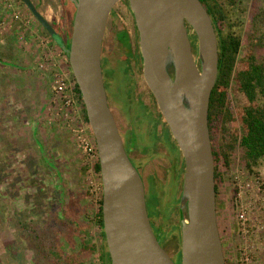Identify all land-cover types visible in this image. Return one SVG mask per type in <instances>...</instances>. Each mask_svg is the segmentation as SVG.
Instances as JSON below:
<instances>
[{"label":"rangeland","instance_id":"obj_1","mask_svg":"<svg viewBox=\"0 0 264 264\" xmlns=\"http://www.w3.org/2000/svg\"><path fill=\"white\" fill-rule=\"evenodd\" d=\"M63 1L74 19V6ZM42 4L45 17L60 19L63 12L59 0H45ZM241 15L234 10V18ZM62 21L60 27L64 26ZM33 23L38 24L37 19L21 0H0V264H102L103 239L96 213L103 186L101 173L94 168L98 156L84 151L73 129H85L94 148L95 137L88 122L69 124L55 111L54 69L69 74L72 70L67 57L49 37V48H44L39 28ZM121 30H128L132 46L137 48L134 17L123 1L116 5L105 37L106 89L122 131L127 134L133 127L134 138L139 141L134 152L139 161L135 164L141 170L147 192L152 191L154 182L157 185L161 214L155 221L163 227L165 239L172 238L169 250L174 254L183 241L177 205L184 178L180 176L181 155L175 159L177 155L170 151L168 146L173 147L166 143L165 136L155 140L156 131L160 134V130L151 128L150 117L142 118L145 110L141 104L133 105L138 110L133 107L132 115L124 110L127 99L136 93L148 102V89L142 72L135 66L137 60L128 50L130 42L124 48L120 43L122 35H118L119 40L116 37ZM136 78L138 81L134 82ZM38 108H42L40 113ZM131 116L136 120L132 121ZM125 146L130 151L131 146ZM231 175V186H222L228 211L218 213V220L227 264H241L236 260L239 254L235 255L239 239L238 183L264 181V167L259 173L250 174L238 150ZM260 197L254 191L246 195L253 207L251 221L258 227L255 230H260L250 243L257 250L256 261L264 264V202H259ZM25 225H32L43 240H38L35 231L29 232Z\"/></svg>","mask_w":264,"mask_h":264},{"label":"water","instance_id":"obj_2","mask_svg":"<svg viewBox=\"0 0 264 264\" xmlns=\"http://www.w3.org/2000/svg\"><path fill=\"white\" fill-rule=\"evenodd\" d=\"M21 1L69 53L100 161L103 229L111 264H177L154 231L143 175L126 150L106 89L105 37L112 10L122 0H71L76 13L69 46L32 0ZM128 1L139 33L145 81L185 160L179 204L182 264H227L209 128L219 74L213 19L201 0Z\"/></svg>","mask_w":264,"mask_h":264},{"label":"trees","instance_id":"obj_3","mask_svg":"<svg viewBox=\"0 0 264 264\" xmlns=\"http://www.w3.org/2000/svg\"><path fill=\"white\" fill-rule=\"evenodd\" d=\"M62 2L66 6V12H69L67 5L63 0ZM67 2L73 5L69 0H66ZM201 2L213 19L219 46V74L211 96L209 128L215 157L217 212L223 214L227 213L228 209L226 196L222 193V186H231V172L237 163L238 150L240 151L241 162L250 174L259 173L260 169L264 167V0H201ZM127 3L129 4L128 0ZM235 9L239 10L242 14L240 18H234ZM70 16H72L71 13ZM63 20V33L59 29H55L63 36L66 45L69 46L72 32L69 35L68 28L70 24L67 22V17H64ZM73 23L71 22L72 27ZM42 26L40 24V27ZM72 27H70L71 31L73 30ZM42 29L43 35L49 37L57 44L64 56L67 57L68 66L71 67L68 58L69 53L56 43L44 27ZM118 35H122L123 37L120 43H122L124 48L130 42L128 50L137 60V62L135 61L137 68L142 72V55L139 44H137L135 50L132 46V38L128 30L118 31L116 33L117 39ZM192 38L194 46L197 48V39L194 35ZM104 50L105 48L103 52ZM1 59L3 58L1 57ZM46 62H49V60H46ZM128 64L130 65V62ZM71 76L75 80L72 73ZM133 87L134 94L135 84ZM74 88V93L83 109V118L89 123L81 91L77 83ZM134 99L135 94L132 100L134 101ZM156 130L155 127L154 131ZM166 130L168 131L169 128L166 127ZM155 136L157 137L156 134ZM134 137L136 138L135 133L130 132L128 134V144L131 148L137 149L139 148V141ZM166 138L169 140L170 137L167 135ZM173 144H171L173 148L171 149L169 146V149L177 155L176 159H178L181 151H179L177 143L173 142ZM94 168L98 173H101L99 158ZM184 172L185 160L182 159L180 168L181 177L184 176ZM153 185L152 193L148 194L150 198L147 196L148 208L150 215H152V212L154 215L159 216L161 214L158 209L160 198L158 197L155 182ZM180 200V198L177 199V205L180 204ZM102 206L103 193L96 213L97 224L101 228L103 239L100 258L102 264H111L106 235L103 229ZM219 227L222 234L223 230L220 223ZM26 228H28L29 232L31 230L32 232L35 231L34 234L38 240H43L39 238V231H36L32 225L26 226ZM158 229L163 230V227L160 226Z\"/></svg>","mask_w":264,"mask_h":264},{"label":"built area","instance_id":"obj_4","mask_svg":"<svg viewBox=\"0 0 264 264\" xmlns=\"http://www.w3.org/2000/svg\"><path fill=\"white\" fill-rule=\"evenodd\" d=\"M5 12L7 9L5 8ZM42 44L44 48H49L50 42L48 40L43 39ZM51 50V49H50ZM44 68V65H42ZM63 73L58 69H54L53 77H54V85L53 92L55 96L56 108L55 111L61 118H63L67 123H75V121H85L82 117V107L79 104L78 98L74 93V87H76V81L73 80L71 74ZM90 125V124H89ZM74 134L76 135L80 145L85 149L84 151L88 152L90 156H94L95 154L98 156L97 149H95L88 136L85 133V129L75 127L73 129ZM99 158V157H98ZM239 193L237 198V206H238V230H239V239H238V249L236 256V260L240 261L241 264H258L256 261L257 250L255 249V245L251 242L253 241V236L257 231L260 232L259 229L255 230L257 225H255L251 221V205L247 201L246 195L248 191H254L257 194H260L259 202H264V181H256L251 184L245 182H239Z\"/></svg>","mask_w":264,"mask_h":264},{"label":"flooded vegetation","instance_id":"obj_5","mask_svg":"<svg viewBox=\"0 0 264 264\" xmlns=\"http://www.w3.org/2000/svg\"><path fill=\"white\" fill-rule=\"evenodd\" d=\"M43 1H45V0H36V2L34 1V0H32V2L34 3V5L38 8V10L43 14V12H42V10H41V6L43 5L42 3H43ZM60 1V3H61V5H62V12H63V14L61 15V17H60V19L59 20H49L51 23H52V25L55 27V28H57V29H59L60 31H61V33H63V30H62V27H60V22L64 19V17H67V22L70 24V26H71V22H74V20L72 19V17L70 16V10L68 9V11L69 12H66V6L63 4V2H62V0H59ZM70 2H72L71 0H69ZM123 1V3L126 5V7H127V9L128 10H130V12L132 13V15H133V17H134V14H133V12H132V10H131V8H130V3L128 4L127 3V0H122ZM121 2V1H120ZM119 2V3H120ZM73 3V2H72ZM73 5H74V3H73ZM74 8H75V13H76V7H75V5H74ZM115 8H116V6L113 8V10H112V13H111V17L113 16V14H114V11H115ZM68 14V15H67ZM75 17V16H74ZM111 17H110V19H111ZM47 19V18H46ZM110 21V20H109ZM134 21H135V17H134ZM135 27H136V30H137V26H136V21H135ZM71 28H68V33H69V35L71 34ZM130 34V33H129ZM62 36V35H61ZM67 37V36H66ZM69 37V36H68ZM191 38H192V35H191ZM192 40H193V38H192ZM135 50H136V48H134ZM139 49H140V38H139ZM140 53H141V50H140ZM142 55V54H141ZM136 67H137V65H135ZM142 75H143V58H142ZM143 79H144V81H145V78H144V75H143ZM136 81H138L137 80V78L135 79V82ZM146 82V81H145ZM147 84V83H146ZM147 89H148V92H147V96H148V102H145V100L143 99V97L139 94V93H136L135 94V99H134V101L132 100V99H129L128 100V105L127 106H125L124 105V110L125 111H127V115H129V114H131L132 115V112H135V110H133L132 108L133 107H135V106H133L135 103H139V104H141L142 105V107H143V109L145 110V113H144V115L142 116L141 115V113L139 112V115H141L142 116V118L144 119V116L146 117V118H148V117H150L151 119L150 120H152L151 121V123H150V126H151V128H153V129H155V127H156V129L157 128H159V130H160V134L158 133L159 131H157L156 133L158 134V136L156 137V141L158 140V139H161L163 136H165V139L167 140V138H166V136L168 135L170 138H169V140H167V144L168 143H171L172 145H174L173 144V142L174 143H177L176 142V140L174 139V137H173V135H172V133H171V130H170V128H169V125L167 124V122H166V120H165V118L163 117V115H162V113H161V111H160V109H159V106H158V103H157V100H156V98H155V96H154V94H153V92L151 91V89L149 88V86L147 85ZM108 96H109V102H110V105H111V107L113 108V104H114V102L110 99V95L108 94ZM135 109H136V107H135ZM138 109H136V111H137ZM113 112H114V115H115V117H116V120H117V122H118V124H119V127H120V130H121V133H122V135H123V138H124V142H125V144L126 143H128V134L130 133V132H133V127L128 131V133L126 134L125 132H123L122 131V129H121V126H120V123H119V120H118V117H117V115H116V113H115V111H114V109H113ZM146 114V115H145ZM138 115V116H139ZM131 118H132V116H131ZM136 118H138L137 117V115H136ZM134 120H136V119H134V118H132V121H134ZM153 122V123H152ZM166 127H168L169 128V130L167 131L166 130ZM166 133H167V135H166ZM159 136H161L160 138H159ZM156 141H154V143L156 142ZM169 147V146H168ZM135 149L136 148H131V149H129L130 151H128L129 152V154H130V156H131V158H132V161L134 162V164H135V162H138L139 161V159L135 156V154H134V152H135ZM180 149V148H179ZM179 151H181V150H179ZM173 153V152H172ZM174 155V154H173ZM175 157V159H176V156H174ZM180 157V156H179ZM179 159V158H178ZM182 159H184L183 158V155H182V152H181V157H180V159H179V161H180V163L182 162ZM136 165V164H135ZM139 168V167H138ZM181 168V167H180ZM140 169V168H139ZM176 173H177V171H176ZM150 193H152V191H150ZM148 194H149V192H147V196H148ZM154 215V214H153ZM150 215V217H151V221H152V225H153V228H154V231H155V233H156V235H157V237L160 239L159 241H161V244L168 250V252H170L171 254H172V252L169 250V244L170 243H172L173 242V240H172V238H171V240L170 239H165V237H164V235H163V233L161 232V230L160 229H158L160 226H158L157 225V223H156V221H155V219H156V215ZM179 250H180V252H179ZM179 250H177V251H175L174 252V254H172L173 255V257H174V260L176 261V263L177 264H182V249H181V247H179ZM181 254V255H180Z\"/></svg>","mask_w":264,"mask_h":264},{"label":"crops","instance_id":"obj_6","mask_svg":"<svg viewBox=\"0 0 264 264\" xmlns=\"http://www.w3.org/2000/svg\"><path fill=\"white\" fill-rule=\"evenodd\" d=\"M27 18H29L28 16H26ZM47 18V17H46ZM48 20H50L49 18H47ZM29 21H31V19H28ZM33 22V21H32ZM33 26H35V27H38L39 29H37V31H38V33H39V35H41V37H42V39H45L46 40V37L43 35V33H42V30H41V27H40V23L38 22V24H35V23H33ZM31 34V33H30ZM32 35V34H31ZM9 36H12V34L11 35H9ZM28 36H30L29 35V33H28ZM15 41H17V39H15L14 38V42ZM44 91V90H43ZM42 110V108H38V113H40V111Z\"/></svg>","mask_w":264,"mask_h":264}]
</instances>
